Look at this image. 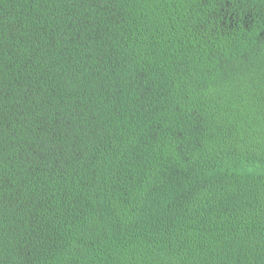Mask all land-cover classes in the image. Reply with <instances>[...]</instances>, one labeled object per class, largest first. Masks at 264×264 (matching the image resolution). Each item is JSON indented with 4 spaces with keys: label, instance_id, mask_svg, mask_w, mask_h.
<instances>
[{
    "label": "trees",
    "instance_id": "obj_1",
    "mask_svg": "<svg viewBox=\"0 0 264 264\" xmlns=\"http://www.w3.org/2000/svg\"><path fill=\"white\" fill-rule=\"evenodd\" d=\"M0 264H264V0H0Z\"/></svg>",
    "mask_w": 264,
    "mask_h": 264
}]
</instances>
